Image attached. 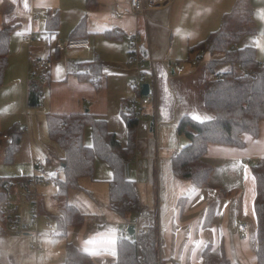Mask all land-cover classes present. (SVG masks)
Instances as JSON below:
<instances>
[{
	"label": "crops",
	"instance_id": "1",
	"mask_svg": "<svg viewBox=\"0 0 264 264\" xmlns=\"http://www.w3.org/2000/svg\"><path fill=\"white\" fill-rule=\"evenodd\" d=\"M96 1V8L88 10L86 0H0V30L13 28L8 66L0 83V132L17 123L23 128L12 163L4 162L0 146V176H31L42 159L52 162L49 153L61 165L63 152L48 135L49 113L89 111L106 120L109 130L127 145L123 101L134 93L130 84L139 65L132 59L130 44L138 36L137 55L150 76L146 83L152 99L139 118L137 157L130 161L129 179L136 184L141 210L136 221L128 222L110 208L113 171L97 159L94 176L83 178L82 189L68 195L69 202L85 214L84 224L70 226L62 236L54 219L47 222L48 216L59 213L61 203L56 198L57 184L44 186L39 190L36 236L19 208L25 198L18 197L16 213L25 229L23 234L0 233V264H63L67 243L89 253L97 264H111L117 259L118 237L128 233L131 224L136 231L149 224L155 227L158 258L163 264H205L203 251L209 244L216 257L224 253L234 263L257 264L256 181L251 166L264 161V120L257 137L242 135L244 147L209 145L204 160L214 167L211 186L197 187L172 171L174 153L188 142L178 135L180 120L185 115L198 120L212 118L204 104L209 55L200 61L189 58V47L218 29L222 16L236 0H167L139 16L131 12L129 0ZM252 5L258 31L243 38L239 46L255 47L257 59L264 62V0H252ZM83 19L90 45L59 50L57 44L71 38ZM116 30L117 38L105 34ZM31 35L35 38L28 41ZM95 57L102 61L98 84L81 81L78 64ZM46 58L49 66L42 64ZM43 71L49 77L41 79L44 89L39 105L31 107L29 84ZM46 134L52 146L44 139ZM84 142L93 144L89 126ZM210 209L214 214L208 225ZM233 218L246 224V233L233 227ZM36 240L41 243L40 252L32 248Z\"/></svg>",
	"mask_w": 264,
	"mask_h": 264
},
{
	"label": "trees",
	"instance_id": "2",
	"mask_svg": "<svg viewBox=\"0 0 264 264\" xmlns=\"http://www.w3.org/2000/svg\"><path fill=\"white\" fill-rule=\"evenodd\" d=\"M96 0H86L88 10L95 9ZM252 0H236L231 10L222 16L218 29L212 31L206 39L189 47L188 57L198 61L209 55L205 66L206 92L204 104L212 113V118L198 120L185 115L179 122L177 132L188 142L177 156L172 158L174 175L186 181H192L197 187L211 186L210 177L214 167L204 160L210 144L244 147L242 135L253 137L259 134L260 122L264 120V62L256 57L253 46L240 47L239 43L248 35L257 33L254 21ZM55 19V18H53ZM13 28L0 30V83L8 66L9 42ZM116 31L105 34L117 38ZM85 19L71 33L72 37H88ZM238 44V49L233 46ZM78 78L91 80L101 74L102 61L95 57L91 61L78 64ZM49 73L43 71L40 78L32 79L29 84V97L42 94ZM128 129V143L123 146L115 133L108 128L106 120L98 118L89 111L82 113H49L47 129L50 140L63 152L61 166L63 176L58 177L56 198L60 201L59 213L52 217L62 236L70 226L84 224L85 214L69 202L68 195L73 190L82 189L81 180L92 178L95 162L101 159L113 171L109 182L110 208L122 219L134 222L141 210L140 198L133 180L125 178L123 164L137 157V131L139 117L133 107L125 108L122 113ZM92 130L93 144L84 142L86 127ZM23 128L15 124L12 128L0 132V146L4 149V162L12 163L20 148ZM12 137L13 143L3 139V134ZM251 170L256 181L255 213L257 222V264H264V162L262 166L252 164ZM30 176L1 177L0 204L4 201L5 184L14 185L28 182ZM220 192H222L220 190ZM213 210L207 214V224H211ZM0 212V233L6 232ZM152 224L139 228L135 236L121 234L117 240V259L111 264H163L158 258V239ZM211 245L203 251L205 264H238L232 262L224 253L216 257ZM63 264H97L91 255L80 250L73 243L66 245V258Z\"/></svg>",
	"mask_w": 264,
	"mask_h": 264
},
{
	"label": "built area",
	"instance_id": "3",
	"mask_svg": "<svg viewBox=\"0 0 264 264\" xmlns=\"http://www.w3.org/2000/svg\"><path fill=\"white\" fill-rule=\"evenodd\" d=\"M167 3V0H129L130 10L136 16L143 15L151 9L163 6ZM55 14V11L53 12ZM35 36L31 35L28 37V41L34 39ZM132 42L130 44V50L132 51V59L135 60L138 65L139 69L138 72L134 75L131 81V87L133 89V95L131 97H127L124 99L123 104L125 108H131L137 110L138 117L140 118L141 114L143 113L145 107L151 103L150 95H143L142 89L143 85L146 84L148 78H150L149 74L143 68V59L138 57L137 50L139 47V37L135 36L132 38ZM90 45V39L88 37H72L69 38L64 43L57 44L59 50L63 51L67 48H79V47H86ZM234 49H238V44L233 46ZM42 64L44 66H49L51 64L49 59H43ZM183 69H180L182 71ZM95 81L99 80L98 76L94 77ZM3 139L8 140L9 144L13 143V139L8 134L2 135ZM180 151L175 152L174 156H177ZM263 160H258L256 164L258 166H262ZM35 172L29 177L28 182L23 184L14 185L11 182H7L4 186L6 196L4 201L0 204V212L2 218L4 220L5 230L7 232H14L18 234H23L24 226L20 220L18 219V215L16 213L15 207V197H23L25 200L29 201L31 205V212H32V222L36 227L40 222V193L39 188L48 186L53 182L55 184L58 183L57 177H50L44 174V169L42 167V163H36ZM123 174L125 178L130 177V161H125L123 164ZM14 202V203H13ZM47 222H53V218L51 216L47 217ZM233 227L239 231L240 233H246L247 226L245 223L239 220V218L232 219ZM33 233L37 236L38 231L37 228L33 230ZM32 248L37 252L42 250L40 241L36 240L32 244ZM160 264V263H159Z\"/></svg>",
	"mask_w": 264,
	"mask_h": 264
},
{
	"label": "rangeland",
	"instance_id": "4",
	"mask_svg": "<svg viewBox=\"0 0 264 264\" xmlns=\"http://www.w3.org/2000/svg\"><path fill=\"white\" fill-rule=\"evenodd\" d=\"M43 126H45V124ZM44 139L48 142L49 145L52 146L47 134L45 135ZM57 150L58 151L60 150V152H62L61 149H57ZM49 155H50V159L52 160V162L47 163L45 158H44V160L42 159V162H41L42 163V167L44 169V174L47 175V176H50V177H55L57 175V173H58V175L60 177H62L63 176V171H62V166L59 163V160L57 159V157L55 155H53V153H49ZM46 156L49 157L48 155H46ZM55 185L56 184L53 182L52 184L48 185V187H53ZM41 188L42 187H40L39 190H41ZM17 198H18V196L15 197L14 202L16 201ZM19 208H21L23 213L25 212V217L23 218V220L25 221L26 226H28V228H30L31 230H35L37 227L32 222V215L30 214V210H29V208H31L30 203L27 200H23L19 204ZM157 239H159V238L157 237Z\"/></svg>",
	"mask_w": 264,
	"mask_h": 264
},
{
	"label": "water",
	"instance_id": "5",
	"mask_svg": "<svg viewBox=\"0 0 264 264\" xmlns=\"http://www.w3.org/2000/svg\"><path fill=\"white\" fill-rule=\"evenodd\" d=\"M151 93V88H150V85L148 83L144 84L143 85V89H142V94L143 95H149ZM29 105L31 107H36L39 105V102H38V95L36 93H33V95L31 96L30 98V102H29ZM128 233L131 235V236H135L136 234V226L134 224H131L129 227H128Z\"/></svg>",
	"mask_w": 264,
	"mask_h": 264
}]
</instances>
